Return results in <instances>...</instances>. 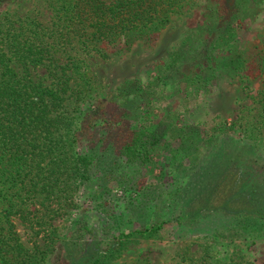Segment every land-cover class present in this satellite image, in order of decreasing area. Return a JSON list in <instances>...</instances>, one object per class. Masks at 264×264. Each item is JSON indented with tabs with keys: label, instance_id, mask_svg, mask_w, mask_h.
<instances>
[{
	"label": "rangeland",
	"instance_id": "rangeland-1",
	"mask_svg": "<svg viewBox=\"0 0 264 264\" xmlns=\"http://www.w3.org/2000/svg\"><path fill=\"white\" fill-rule=\"evenodd\" d=\"M70 1L0 0V56L5 51L12 73L27 84L21 97L53 90L36 103L38 116L46 104V125L17 130L7 141L24 145L17 170L2 157L0 141V221L10 223L24 246L44 248L47 232L65 236L73 220L84 217L90 247L101 248L112 241L117 220L124 231L164 220L149 236L131 237L109 264H264V224L254 214L202 212L184 219L185 203L172 196L188 179L189 163L223 160L228 132L240 137L247 131L264 157V61L258 62L264 0H248L228 48L212 46V33L202 27L211 15L207 0H191L155 33L128 44L121 35L91 39L96 49L89 50L67 22ZM9 37L32 42L36 58L9 56ZM227 90L235 93L229 112H206L213 93ZM216 123L227 128L211 134ZM138 130L145 133L143 146L125 158L122 145ZM76 154L86 157L81 176L74 174ZM131 189L134 197L126 195ZM191 197L186 205L200 208L204 195ZM65 245L68 250L58 246L42 264H67L81 243Z\"/></svg>",
	"mask_w": 264,
	"mask_h": 264
},
{
	"label": "trees",
	"instance_id": "trees-1",
	"mask_svg": "<svg viewBox=\"0 0 264 264\" xmlns=\"http://www.w3.org/2000/svg\"><path fill=\"white\" fill-rule=\"evenodd\" d=\"M190 3L191 0H71L64 14L68 16L67 22L70 25V29L79 38L83 36L80 42H82L84 48L87 47L86 50H89L96 49L95 45H88V40L91 39H95V41L101 39L113 40L121 35L125 38V43L128 44L134 39L155 33L165 25L172 13L178 12L183 5H189ZM247 3L248 0H230L229 3L227 0L225 4L224 2L217 4L215 0H207V7L211 11V15L204 21L202 27L205 31L209 28L212 33V46H219L220 48L224 46L226 48L230 47L231 40L237 32V25L240 24L242 12ZM63 11L64 7H61L60 12ZM222 12L227 13V15L224 16ZM89 27L91 28L90 31L87 30ZM210 32L206 33L210 34ZM8 40L7 50L9 51V56L11 54L18 60H23V57H25L28 61H33L36 58L37 55L34 54L38 53L32 42L28 43L25 39L19 41L18 38H10ZM262 42L263 45L258 48L260 51L258 62L264 61V40ZM43 46V51L46 52L48 44ZM1 52L0 141L2 140L1 142L6 144L1 148V150L3 149L1 155L6 159L3 154H7V158H11V163L17 164L13 168L17 170L19 168L18 162L22 156L19 149L24 145H21L20 148L18 147V142L13 145L14 142L7 143V141L14 138L13 134L17 130L20 131L27 126L35 129L41 125H46L41 119V112L43 113V110L45 112L46 104L44 103L40 107L43 110L39 111L40 116H38L36 103L42 98V92H53V90L41 87L42 92L36 91L37 96L35 98L23 99L21 93L26 92L27 84L23 81L21 82L20 78L15 77V74L12 73V67L10 68L8 62L5 61V51ZM241 62L243 63L244 61L241 60ZM6 72L12 73L15 78H10V74L7 75ZM28 83L32 84L31 82ZM254 117H257L256 114H254ZM191 118L193 119V117ZM188 121H190V118ZM194 124L197 126L196 122ZM223 128L227 127L216 123L211 126L210 133H222L224 132ZM236 133L237 131L228 132L226 134L227 138L223 139L224 149L221 162H218L217 159L213 162H208L205 159L200 163L198 160L189 163V167H192L190 168L188 179L192 176L191 179H187L182 185L177 187L178 190L174 188L172 192V196L177 193L181 202L185 203H182L184 207H187L185 209L186 213L179 215V217L193 219L202 212H218L237 217L254 214L253 218L255 219H252L254 221L260 220L264 224V157L258 155L259 153L253 148L255 139L251 136L250 139L247 138L249 134L247 131H240V137H236ZM142 134L145 136L143 130H138L130 142L126 141L123 143L122 154L125 158L135 153L134 149L137 144L138 146H143L145 138L140 139ZM21 137L23 138L22 135ZM74 159V174L81 176L85 172L86 157L85 155L76 154ZM112 161H114V158H112ZM3 166L5 167V164ZM225 172L228 173V176ZM171 179H165L164 183L169 186ZM2 181L3 179H1ZM229 182L230 184L228 185ZM222 190H224L222 197L219 198L220 200L215 201V196ZM201 195H204V198L201 199L200 208L191 210L187 206L190 205L189 197L190 199L192 198L191 196L201 198ZM251 203H254L253 206H249ZM1 210L4 220L7 222L8 212L5 207ZM114 221L112 220L111 223ZM2 222L0 221V264H42L43 261H48V255L58 246H63L68 250L65 245L67 243L74 248H76L78 243H81L76 252L70 254L67 264H109L116 256V251L127 248L126 245L130 242L131 237H147L159 230L165 223L164 220H160L152 224H145L140 228H129L124 231L123 228H119L121 221L117 220V224H115L113 229L116 234L111 235L112 241L107 243L105 247L94 248L90 247L92 243L90 224L87 223L84 217H77L73 220L69 233H66L67 235L55 234L51 231V233L47 232L44 238V248H39V246L36 247L34 245L30 247L24 246L19 241L16 232L12 230L10 223L6 226ZM85 235L88 237L85 238Z\"/></svg>",
	"mask_w": 264,
	"mask_h": 264
},
{
	"label": "crops",
	"instance_id": "crops-1",
	"mask_svg": "<svg viewBox=\"0 0 264 264\" xmlns=\"http://www.w3.org/2000/svg\"><path fill=\"white\" fill-rule=\"evenodd\" d=\"M210 99L207 108L205 107L206 112H210L212 115H224L228 113L233 106L235 93L230 90L219 93L214 92ZM201 123H198L199 127H203L204 124Z\"/></svg>",
	"mask_w": 264,
	"mask_h": 264
},
{
	"label": "built area",
	"instance_id": "built-area-1",
	"mask_svg": "<svg viewBox=\"0 0 264 264\" xmlns=\"http://www.w3.org/2000/svg\"><path fill=\"white\" fill-rule=\"evenodd\" d=\"M227 122H229V121H227ZM227 124H228V123H227ZM128 193H130V196H134V194H135L134 190H132V189H131V191H128V192L126 193V195H127Z\"/></svg>",
	"mask_w": 264,
	"mask_h": 264
}]
</instances>
